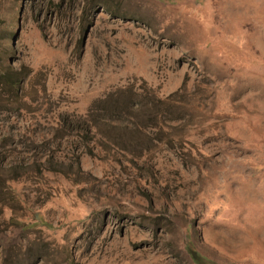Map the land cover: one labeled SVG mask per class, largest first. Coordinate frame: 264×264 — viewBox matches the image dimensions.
Returning a JSON list of instances; mask_svg holds the SVG:
<instances>
[{
    "label": "rangeland",
    "instance_id": "374dc122",
    "mask_svg": "<svg viewBox=\"0 0 264 264\" xmlns=\"http://www.w3.org/2000/svg\"><path fill=\"white\" fill-rule=\"evenodd\" d=\"M188 242L264 264V0H0V264Z\"/></svg>",
    "mask_w": 264,
    "mask_h": 264
},
{
    "label": "trees",
    "instance_id": "16d2710c",
    "mask_svg": "<svg viewBox=\"0 0 264 264\" xmlns=\"http://www.w3.org/2000/svg\"><path fill=\"white\" fill-rule=\"evenodd\" d=\"M11 77H7V81H9ZM186 249L190 255V257L192 258L193 262L195 264H213L214 261L207 259L206 257H204L203 255H201L199 252H197L194 247L191 245L190 242L187 243Z\"/></svg>",
    "mask_w": 264,
    "mask_h": 264
}]
</instances>
